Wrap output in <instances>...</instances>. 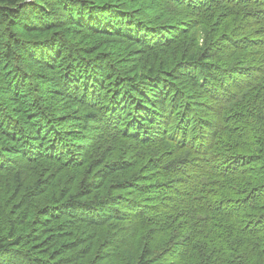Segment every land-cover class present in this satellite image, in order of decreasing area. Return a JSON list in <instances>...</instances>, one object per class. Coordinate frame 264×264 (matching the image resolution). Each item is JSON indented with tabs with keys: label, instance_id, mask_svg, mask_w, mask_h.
Instances as JSON below:
<instances>
[{
	"label": "trees",
	"instance_id": "trees-1",
	"mask_svg": "<svg viewBox=\"0 0 264 264\" xmlns=\"http://www.w3.org/2000/svg\"><path fill=\"white\" fill-rule=\"evenodd\" d=\"M0 264H264V0H0Z\"/></svg>",
	"mask_w": 264,
	"mask_h": 264
}]
</instances>
